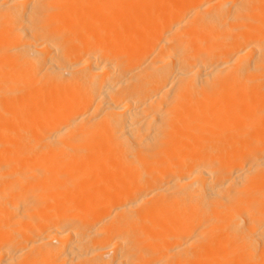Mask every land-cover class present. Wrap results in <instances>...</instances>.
<instances>
[{
	"label": "bare ground",
	"instance_id": "bare-ground-1",
	"mask_svg": "<svg viewBox=\"0 0 264 264\" xmlns=\"http://www.w3.org/2000/svg\"><path fill=\"white\" fill-rule=\"evenodd\" d=\"M0 264H264V0H0Z\"/></svg>",
	"mask_w": 264,
	"mask_h": 264
},
{
	"label": "rangeland",
	"instance_id": "rangeland-1",
	"mask_svg": "<svg viewBox=\"0 0 264 264\" xmlns=\"http://www.w3.org/2000/svg\"><path fill=\"white\" fill-rule=\"evenodd\" d=\"M113 227L116 229L117 232H118V230L120 231L121 236H122V239H124V237H125L124 235L126 234V231H127V225L124 222L118 223V219L115 217L114 218V225H113ZM103 255H104L103 256V259L106 260V261L111 258V253L110 254L105 253Z\"/></svg>",
	"mask_w": 264,
	"mask_h": 264
}]
</instances>
